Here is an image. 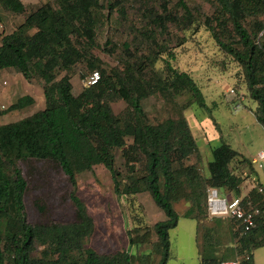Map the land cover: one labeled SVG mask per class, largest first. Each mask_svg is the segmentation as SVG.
Segmentation results:
<instances>
[{
	"label": "trees",
	"instance_id": "16d2710c",
	"mask_svg": "<svg viewBox=\"0 0 264 264\" xmlns=\"http://www.w3.org/2000/svg\"><path fill=\"white\" fill-rule=\"evenodd\" d=\"M206 1L212 12L202 16L201 22L194 17L198 11L183 0H176L174 12L162 0L163 14L155 13L152 21L158 30L142 36L147 54H129L130 46L124 44L129 60L114 68L103 66L92 55L103 12L115 8L109 0H55L54 10L38 7L15 31L1 38L0 69H14L25 79L43 81L45 108L0 125V264H166L169 231L179 220L176 203L188 205L184 218L199 219L207 214L208 188L241 195L244 180L250 177L247 169L253 166L250 160L220 142L210 146L211 160L204 175L198 143L184 117L149 124L142 108V102L156 94L187 95L182 108H206L200 88L189 74L172 65L174 53L162 39L168 24L182 31H198L204 26L220 51L239 68L255 104L253 115L264 130V0ZM0 6L14 14L25 12L20 0H0ZM82 61H87L90 72H99L100 81L74 96L69 73ZM159 61L162 68L156 69ZM118 100L127 107L115 115L111 104ZM33 103L31 97L23 96L5 112ZM5 112L0 111V116ZM115 150H121L124 171L115 167ZM191 158L195 162L188 164ZM28 160L52 162L66 177L71 188L69 200L76 210L72 221L39 224L28 220L27 182L21 168ZM97 165L110 173L117 199L128 201L133 221H137L134 229L127 231L130 251L98 253L87 246L94 224L75 189L78 174ZM260 186L254 181L249 192L254 201L259 200ZM145 191L165 216L153 226L156 241L152 244L151 232L142 226L134 202L136 195ZM235 236L239 254L251 256L264 246V225ZM146 244L159 256L157 262L151 254L132 252ZM221 262L213 256L202 259V264Z\"/></svg>",
	"mask_w": 264,
	"mask_h": 264
},
{
	"label": "rangeland",
	"instance_id": "374dc122",
	"mask_svg": "<svg viewBox=\"0 0 264 264\" xmlns=\"http://www.w3.org/2000/svg\"><path fill=\"white\" fill-rule=\"evenodd\" d=\"M20 1L25 6L23 14L11 13L0 6V40L15 31L26 16L38 7L46 6L49 11L55 8V0ZM109 1L115 3V8L110 13L107 10L103 12L104 18L96 31V47L92 50V55L103 66L114 68L122 64L121 61L129 60V55L124 51V44L130 46L129 54H147V50L141 44L142 36L156 29L152 24L154 15L163 12L159 6L162 0ZM183 1L192 10L198 11L199 17L195 13L194 17L201 22L202 16L210 15L212 12L211 5L206 0ZM165 2L168 3L170 12L177 10L176 0ZM101 3H104V0H101ZM177 13L182 15L181 12ZM166 30L162 39H165L169 44V50L174 53L175 60L172 65L177 70L189 74L195 81L204 97L206 108H182L187 101V95L170 97L156 94L142 102L147 122L156 124L168 118L184 117L193 138L198 143L201 173L204 175L207 174V163L211 160L210 146H217L220 142L230 145L245 158L256 156L259 150L264 149V130L253 115L255 104L249 99L237 65L220 51L204 26L198 27V31L194 28L182 31L168 24ZM130 61L133 62L134 59ZM155 67L161 69V61L157 62ZM89 73L87 61L79 62L70 71L74 96L84 89L83 81ZM43 84L38 77L28 80L14 69H0V111L5 112L23 96H29L34 101L32 105L23 109L5 112L0 116V125L19 121L43 110L45 108ZM239 101L241 109L236 111L235 107ZM111 106L117 115L126 109L127 104L118 100ZM121 154V150L114 151L115 167L119 171H124ZM194 162V158H191L188 164ZM21 168L27 182L25 205L28 220L39 224L72 221L76 210L69 200L70 184L58 167L49 161L28 160L21 163ZM247 170L250 177L249 180L247 178L244 180L246 184L243 191L250 185V178L263 181L264 161L261 168L253 165L251 170ZM76 183L75 195L84 203L86 212L94 224V231L87 246L98 253L130 251L127 231L133 230L137 221H133V212L128 201L124 197L117 199L110 173L102 165H97L90 172L78 174ZM134 202L141 214L142 226L151 232L152 244L156 241L153 226L159 219L150 210L155 204L146 191L137 194ZM174 209L178 214H183L188 205L180 201L174 205ZM187 223L189 226L185 227ZM198 223L199 227L196 228L198 239L197 236L194 239V236L185 231L194 225L190 220L182 219L177 229L169 231L172 251H186L184 257L187 260L184 264H192L190 259L193 255L192 249L193 253L198 249L203 259L229 254L235 242L239 244L232 235L233 230L231 231L230 223L226 219L210 220L206 214ZM151 244L143 245L137 251L132 249V252L151 254L157 262L159 256ZM263 254L264 247L256 249L253 253L255 259L262 257Z\"/></svg>",
	"mask_w": 264,
	"mask_h": 264
},
{
	"label": "built area",
	"instance_id": "2783aa9c",
	"mask_svg": "<svg viewBox=\"0 0 264 264\" xmlns=\"http://www.w3.org/2000/svg\"><path fill=\"white\" fill-rule=\"evenodd\" d=\"M100 81V74L98 71H92L84 79V87H94ZM6 84V83H4ZM241 109L240 101L237 103L235 110ZM264 161V149L251 158V164L262 167ZM260 200L254 201L249 195L238 197H227L220 195L217 188H208L206 190V213L208 218H228L235 224V231L239 236L246 235L252 231L259 229L264 225V188H257ZM251 262L249 254H242V256L235 260L223 261L220 264H247Z\"/></svg>",
	"mask_w": 264,
	"mask_h": 264
},
{
	"label": "crops",
	"instance_id": "0c3cea01",
	"mask_svg": "<svg viewBox=\"0 0 264 264\" xmlns=\"http://www.w3.org/2000/svg\"><path fill=\"white\" fill-rule=\"evenodd\" d=\"M263 149H261V150H259V152L260 151H262ZM258 152V153H259ZM240 154V153H239ZM241 155V154H240ZM245 158V157H244ZM251 158H252V156H249V158H246V159H248V160H250L251 161ZM254 181H256V182H258L261 186L260 187H263L264 188V177H263V181L261 180V179H254V180H252V182L251 183H249L250 185H248V187H246L245 188V190L243 191V188H242V193H241V195L240 196H243V195H249V192H250V190L252 189V186H253V184H254ZM246 184V183H245ZM244 184V185H245ZM243 185V186H244ZM220 191V193H221V195H224V196H227V197H233V195L232 194H226V193H224L222 190H219ZM258 198H259V200H260V196H258ZM150 210L151 211H153L154 212V214L157 216V217H159V219H158V221L157 222H159V221H164L165 220V216H164V214H163V212L160 210V209H158V207H156V205H152L151 207H150ZM182 219H184V220H190V221H192V222H194V225L192 226H190V228L188 227V229L186 228V232L189 234V235H191V236H194V239H196V236H197V239H198V232L196 231V228H198L199 227V220H200V218L199 219H196V218H184L183 217V215L182 214H179V220H178V222H177V225H176V227L174 228V229H172V230H175V229H177L178 228V226H179V224H180V222H181V220ZM210 219V218H209ZM216 219H218V218H216ZM220 219H226L229 223H230V226H231V231H232V235L234 236V237H236V240L238 241V237L237 236H235V233H236V231H235V224H234V222H232L230 219H228V218H220ZM210 220H215V218H213V219H210ZM187 226H189V224L187 223V225H185V227H187ZM192 227H194V229H192ZM171 231V230H170ZM238 242L236 243L235 242V245H234V247L232 248V251H230L229 252V254H222L220 257H215V258H217V259H221L222 260V262L223 261H230V260H235V259H238V258H240L241 256H242V254H239V250L237 249V247H238ZM264 247V246H263ZM255 251V250H254ZM254 251L252 252V255H251V263L252 264H264V254L262 255V257H260V258H258L257 259V257H256V259L254 258V255H253V253H254ZM185 252L186 251H179V250H176L175 252H173L172 251V245H171V242H170V248H169V259H168V261H167V263L166 264H169V263H172V264H184V261L185 260H187L185 257H184V255H185ZM192 257H190V259H191V262H192V264H202V258H201V256H200V253H199V251H198V249H195V251H194V253H193V249H192Z\"/></svg>",
	"mask_w": 264,
	"mask_h": 264
}]
</instances>
